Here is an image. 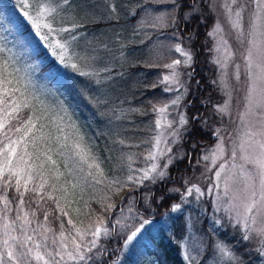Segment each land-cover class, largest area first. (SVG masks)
Instances as JSON below:
<instances>
[{"label": "rangeland", "instance_id": "374dc122", "mask_svg": "<svg viewBox=\"0 0 264 264\" xmlns=\"http://www.w3.org/2000/svg\"><path fill=\"white\" fill-rule=\"evenodd\" d=\"M16 1H18L22 13L27 10L32 16L36 15L35 6L37 3L49 4L55 8L53 15L48 17V21L55 29L52 32L43 27L37 32L32 22L25 17L40 39L47 35L48 39H41V41L48 53L62 66H71L70 68L76 70H81L80 68L85 70L89 67L88 78H91L94 85L91 95L95 97L96 105L94 104V107L98 113L102 103L111 102L107 109L114 115L111 119L113 124L125 130L130 129L131 139L134 141H139L141 128L152 129L151 134L148 132L147 149L143 150L140 155L135 152L129 154L131 158L133 156L137 158L127 165L126 173H114L110 176V188H114L118 181L127 183L128 176L134 178L131 184H140L137 181L143 174L141 170L151 167L153 163L160 166L157 172L163 171L165 173L163 178L157 173H153L152 176L155 180L170 177L169 166L183 155L180 144L187 125L180 127L176 121L179 120L181 114L186 116V104L189 105L190 103V101L189 103L186 101V96L191 90L188 73L192 72L190 66L193 57L191 50L181 45L182 48L190 52L192 57L191 61L185 62L186 58L181 53L175 52L173 48L176 43L175 33L172 31L171 25L174 23L173 17L168 15L172 12L173 6L169 0H29V3L33 5L31 9L22 7L20 0ZM209 2L215 17L207 35L212 44V60L217 67L215 80L221 87L223 94L222 101L215 104V110L221 115L223 122L213 127V141L207 145H202L197 153L199 154L196 158L199 160V163L196 162L198 174L192 183L189 182L186 185V189L196 185L199 187L200 193L193 190L192 194L188 195L185 189L180 196V201L176 203L180 205V208L173 210L172 207L158 221L166 228H170L169 234L179 247L186 264H264V234L258 231L264 226V219L257 217L255 225H251L249 220L251 226L246 229L243 219L237 217L236 214L237 211H243L242 207L236 210H227L231 192H240L244 186L239 167H233L231 153L235 149L237 153L235 164H243L244 161L240 159L241 153L238 146L245 139V133L249 127L253 131L259 127L256 123L257 116L249 115L244 120L241 119L247 106L246 97L250 82L246 72L248 40L250 39L247 33L251 13L255 6L253 0H238V3L244 4L246 8L243 21L245 36L237 39V32L232 27L228 15L222 7L225 0H209ZM236 7L237 5H233L234 10ZM160 17L164 18L163 22L158 19ZM96 20L97 23L101 22L99 27L95 26ZM90 21L95 27H92L91 33H86L84 27ZM217 24L223 29L220 34L215 33ZM62 29H69L70 31H62ZM4 31L7 32V35H0V39L8 37L7 39L12 40L11 31L0 21V33H4ZM221 35L227 41L231 53L230 59L227 60V68H222L216 62L218 59L223 62L226 56L223 47L217 51ZM57 42L66 47L60 49ZM54 48L56 54L53 53ZM8 50L14 56L13 61L8 62V64H11V67L18 71L21 81L27 86V92L39 101L42 119L48 122L52 120L53 128H46L41 120L39 123L45 126L44 133L52 137L51 140L47 141L48 146L52 149L49 155L57 162L56 166L62 173L60 181H66L64 186L69 188L70 193L68 199L73 200V208L80 211L82 204L79 203L81 200L79 188L83 191L90 187L95 190L99 186L97 183L99 175L95 169L88 167V163L80 161L73 149V144L80 142L88 150L89 156L92 158L89 162L92 160L95 162V155L86 145L87 143L82 137V129L76 125L74 118L69 114V110L58 99H54L49 91L44 89L38 81L37 73L29 69L26 58L23 56L24 53L17 51L13 44L9 45ZM8 50L5 48L6 52ZM61 54L64 57L63 61L60 59ZM76 57L83 59L84 63L75 59ZM177 59L181 60V64L176 67L175 71L179 73L178 78L183 87L171 80H164V77H170L173 71L165 65L171 64ZM237 66H239L238 69ZM140 70L141 72L137 75ZM144 70L150 73L145 75L143 74L145 73ZM142 71L144 72L142 73ZM152 79H156V81ZM156 86L158 87L156 88ZM165 88L174 90L165 91ZM157 89H162L160 94ZM185 89L187 90L185 91ZM19 92V94L23 93L27 101L32 98L26 96L22 90ZM177 97H179V103L172 105L171 101ZM166 103L169 106L165 113L153 111V106L160 108ZM225 104L228 106L227 110L219 111L218 109ZM255 111L258 112L259 109H255ZM144 116H147L146 119ZM157 120L160 121L159 126L156 125ZM168 121H173L171 128L167 126ZM133 127H137V132L134 131L135 129H131ZM173 130L179 131L181 135L174 137L172 135ZM65 136L68 137V142L64 141ZM156 136H159L161 140L159 152H156L155 141L153 140V137ZM57 137L60 138L59 142H57ZM142 139L145 140V136ZM220 143H223L224 147L222 155L217 151V145ZM61 144L66 146L61 148ZM167 147H171L172 151L166 152ZM29 150L31 151V148ZM150 150L156 155L155 160L147 158ZM213 153L216 155L213 156ZM205 156H208L209 159L205 160ZM169 157L173 158L172 163H167ZM222 164L226 165V168L221 173L219 182H217L215 173ZM246 168L249 171H254L251 165H246ZM89 172L92 174L89 175ZM226 178H228L231 189L229 196L224 195ZM69 182L76 184L77 187L71 189L70 184L68 186ZM54 195L58 196L59 194L54 193ZM237 203L240 202L237 201ZM74 213L78 212L74 211ZM141 214V212L138 214L127 208L126 210L121 209L118 217L123 223L135 226L142 220H146ZM196 219H199L202 224L200 229ZM238 220L239 222H237ZM37 223L44 224L42 219L33 218L32 227L35 228ZM110 223L111 226L117 224L115 220H111ZM176 224H178L177 229H175ZM77 225L81 226L80 224ZM101 225L107 228L109 233L111 232L110 226ZM149 225H153V222L149 221L145 227ZM81 228L85 227L81 226ZM151 230L153 233L158 231L156 227H151ZM58 234V232L47 233L50 247H52L51 237L56 235L58 238ZM234 234H240L243 240L255 243L256 250L253 257L241 258L236 253L234 246L228 242V236ZM109 236L102 233L100 238ZM34 238L39 239L38 237ZM88 239L91 237L89 236ZM129 246L130 244L125 248L123 242L122 251H125ZM95 249L90 255L96 256ZM221 249L225 251H221ZM156 251L149 254L148 252L143 253L139 259V264H165L164 255Z\"/></svg>", "mask_w": 264, "mask_h": 264}, {"label": "trees", "instance_id": "16d2710c", "mask_svg": "<svg viewBox=\"0 0 264 264\" xmlns=\"http://www.w3.org/2000/svg\"><path fill=\"white\" fill-rule=\"evenodd\" d=\"M198 2L201 5L199 13L190 15L188 20L182 21L180 13L189 12L185 6L180 10V13L175 14V23L171 25V29L175 33L176 44L180 43V45L191 50L193 57L190 66L192 70L190 76L191 90L186 96V101L188 103L190 101V103L189 105L186 104L185 108L189 123L180 144L183 155L169 166L170 177L144 180L143 183L135 185L131 184L133 181L129 180L126 181L127 183L118 181L114 188H110V176L114 173H126L127 165L137 158L135 156L131 158L129 154L135 152L140 155L143 150L147 149L148 132L151 134L152 129L141 128L139 141H134L131 139L130 129L125 130L113 124L111 119L114 115L107 109L111 102L102 103L98 113L94 107V104L96 105L95 97L91 95L94 85L91 78H88L89 67L85 70L84 68L76 70L70 68L71 66H62L48 53L33 26L21 12L18 1L0 0V21L12 33V40L7 39L8 37L0 39V71L6 80L11 81V84H5V88H18L26 96L32 97L26 90V84L21 81L18 71L12 68L11 64H8L14 58L8 50L9 45L13 44L17 51L24 53L23 56L26 58L29 69L37 73L38 81L44 89L49 91L54 99H58L69 110V114L74 118L76 125L82 129V137L86 141V145L95 155V163L99 165L98 169L92 168L99 175V177L96 176L99 186L95 190L90 187L86 191L79 188L81 196L79 203L82 204V209L78 213H74L73 200L70 207L66 209L69 216L56 219L59 216L57 211L49 215L47 222L44 221V209L54 208L52 201L41 202L39 206L36 203H32L30 206L26 204L25 209L28 211L35 210L36 217L53 228L54 232L59 233L60 221L63 220L66 236L69 233L75 234L73 226L67 223L69 217L73 220V224H80L85 228L89 225L93 227L97 223L110 226L112 229L110 236L100 238L95 249L96 253L97 251L102 252V255L95 259V264H113L117 257H119L117 264H139V259L143 253L148 252L149 254L156 250V252L164 255L165 264H186L179 247L169 234L170 228H166L158 219L180 201V196L185 191L186 185L194 181L198 174L196 172V158L199 154L197 153L202 145H207L213 141V127L223 122L221 115L215 110V104L222 101L223 94L221 87L215 80L217 67L212 60V44L207 35L215 14L210 7L209 0H198ZM183 3L187 5L188 0H183ZM87 24L84 30L86 33H91L92 27H99L101 22L97 23L96 20L95 26L92 21ZM5 34L7 35L6 31L0 33L3 36ZM5 48L8 52L5 51ZM75 59L84 63L83 59L77 57ZM138 66L140 67V64ZM140 72L141 70L137 75ZM150 72L145 71L143 74L146 75ZM82 73L86 74L82 75ZM152 80L156 81V79ZM158 91L160 94L162 89ZM19 93L16 95L19 96ZM27 102H30L28 104L31 106V110L41 117V105L37 98H29ZM59 105L61 106V104ZM28 114H30L29 109H24L21 113L24 116ZM193 114L198 117L196 121L192 120ZM146 117L144 116L145 119ZM40 120L44 122L46 128H53L52 120L50 122L44 121L42 117ZM131 129H135L134 131L137 132V127ZM144 136L145 140L142 139ZM69 184L72 185L69 182L68 186ZM117 187L122 189L119 194L116 192ZM9 195L11 196L12 193L10 192ZM108 204L114 206L105 212L104 208ZM127 208L138 214L141 212L142 217L147 221H152L153 225L145 227L136 240L132 241L125 251H122L124 237L128 234L129 227L134 226L119 220L120 210ZM14 215L13 212L12 216L14 217ZM111 220H119L120 223L111 226ZM196 222L200 229V225H202L200 220L196 219ZM81 226L77 225L76 227L81 228ZM151 227H156L158 231L153 233ZM177 228L178 224H176L175 229ZM228 242L234 246L236 253L241 258L247 257L248 259L255 254V243L243 240L240 234L228 236ZM89 264L92 262L90 261Z\"/></svg>", "mask_w": 264, "mask_h": 264}, {"label": "snow or ice", "instance_id": "6c2138e0", "mask_svg": "<svg viewBox=\"0 0 264 264\" xmlns=\"http://www.w3.org/2000/svg\"><path fill=\"white\" fill-rule=\"evenodd\" d=\"M172 4V12L168 13L173 17L175 23V14L180 13V10L185 6L189 12L180 13V19L188 20L190 15L200 12L201 5L198 0H188L187 5L183 0H169ZM22 7L31 9L32 4L29 0H20ZM254 10L251 13L249 22V30L247 35L250 37L248 40L249 47L247 49L246 57V72L249 76V88L247 99V106L245 113L241 116L244 120L246 116H257L256 123L259 125L256 131L251 127L245 133V139L239 144V151L241 153L240 159L244 161L243 164L236 165V150L233 149L231 155L233 159V167H239L240 173L243 177V188L240 192H231L228 184V178L224 183V195L230 197L229 208L227 210H236L242 207L243 211H237V217L242 218L244 227L248 229L251 225L257 223V217L264 219V0H253ZM233 5H237L235 10ZM36 15L32 16L29 11H24V15L32 22L37 32L40 29L47 28L49 32L54 31L52 24L48 21V17L52 16L55 8L49 4L37 3ZM214 7V5H213ZM222 7L229 17L232 27L237 32V39L245 36L244 30V12L246 6L238 3V0H225ZM163 22V17L158 18ZM43 21V24H41ZM62 31H70L69 29H62ZM223 29L217 24L215 33L220 34ZM175 35V34H174ZM41 39L47 40V35L42 36ZM60 49L66 46L57 42ZM223 47L226 53L225 60H217L216 62L222 68H227V60L230 59L231 53L229 46L224 37L220 36V45L217 51ZM175 52L181 53L186 58L185 62L191 61L192 57L189 51L182 48L180 43L173 46ZM53 53L56 54L55 48ZM61 61L64 57L60 55ZM181 64V60H174L171 64H166L165 67L172 69L170 77H164L165 81L171 80L177 85L183 87L179 80V73L175 71L176 67ZM239 66H237V69ZM86 73H82L84 75ZM191 76V73H188ZM226 75V74H225ZM5 84H11V81L6 80L2 71H0V264H95L96 257L102 255V252L97 251L96 256L90 255L94 248H97L98 240L103 235H110L107 228L102 227L101 223H97L93 228L89 225L87 228H77L73 224L71 217L67 220L75 229V234L69 233L65 235L64 221H60V231L58 238L56 235L51 237V245L49 246V237L47 233H54V229L47 226V224L37 223L36 227H32L33 218L36 217L35 210L28 211L25 205L36 203L38 206L41 202L52 201L54 208L44 209V221L47 222L49 215L54 212L59 213L60 217L69 216L66 210L70 207L72 201L68 199L69 188L64 186L65 182L60 181L62 173L56 166L57 162L52 158L49 153L52 149L48 146L47 141L51 140L50 135H46L43 131L44 125L40 124V116L36 115L35 111L31 110V106L24 98L23 93L19 96L16 94L20 91L18 88H5ZM165 91H173L172 88H165ZM187 89H185L186 91ZM179 103V97L171 101L172 105ZM166 103L163 107L157 108L153 106V111L165 113L168 108ZM227 104L220 107L218 110L224 112L227 110ZM24 109H29L30 114L21 115ZM259 109V111H255ZM198 117L193 114L192 120L196 121ZM180 127L188 125V117L181 114L179 120L176 121ZM173 121H168L167 126L172 127ZM39 125V126H38ZM156 125H160V121H156ZM187 131V129H185ZM172 135L179 137L181 134L177 130H173ZM219 135V133H217ZM257 137H259L257 139ZM59 142V137L56 138ZM64 141L68 137L65 136ZM155 141V150L159 152L160 137H153ZM61 144L60 147H65ZM195 147V145H193ZM31 148V151L29 150ZM73 149L80 161L88 163L89 168H99V165L92 160L89 162L90 156L88 150L82 146L80 142L73 144ZM171 147L166 148V152H171ZM217 151L222 155L224 152L223 143L217 145ZM216 153H213L215 156ZM149 160H155L156 155L153 151H149ZM205 160L209 159L208 156L204 157ZM173 158L169 157L167 163H172ZM199 163V160H197ZM246 165H251L254 171H249ZM160 166L153 163L151 167L145 168L142 175L139 177V183L144 180L154 179L153 173H157L161 178L164 177L163 171L157 172ZM226 165H221L219 170L216 171L215 177L217 182L221 178V173L225 170ZM82 170V169H81ZM92 173L89 172V175ZM129 181L134 178L128 176ZM116 183V182H114ZM219 185L217 184V187ZM76 184L70 185L71 189H75ZM121 188H117L116 192L119 194ZM193 190L200 193L199 187L192 185L187 188L186 192L191 195ZM12 193L10 196L9 193ZM54 193H58L56 196ZM242 193V195H241ZM219 198V195H218ZM239 201L240 203H237ZM63 202V203H62ZM15 205V207H14ZM114 205L108 204L104 211ZM180 205L173 206V210L179 209ZM79 212V209H73ZM15 213L14 217L12 213ZM251 221V225L249 224ZM19 222V223H18ZM239 222V220L237 221ZM120 223L119 220L116 221ZM149 223L147 220H142L138 225L129 227L130 234L124 237V247L126 248L144 229L145 225ZM258 231L264 234V226ZM18 233V234H17ZM91 237L88 239L87 237ZM38 237L39 239H35ZM247 238V237H245ZM221 251H225L221 249ZM231 255L230 253H226ZM117 260L113 264H117Z\"/></svg>", "mask_w": 264, "mask_h": 264}, {"label": "bare ground", "instance_id": "6f19581e", "mask_svg": "<svg viewBox=\"0 0 264 264\" xmlns=\"http://www.w3.org/2000/svg\"><path fill=\"white\" fill-rule=\"evenodd\" d=\"M176 43V42H175Z\"/></svg>", "mask_w": 264, "mask_h": 264}]
</instances>
